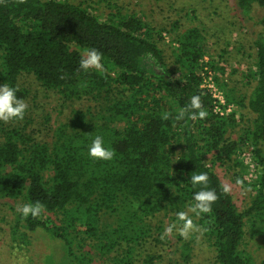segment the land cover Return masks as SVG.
Here are the masks:
<instances>
[{
    "label": "trees",
    "instance_id": "trees-1",
    "mask_svg": "<svg viewBox=\"0 0 264 264\" xmlns=\"http://www.w3.org/2000/svg\"><path fill=\"white\" fill-rule=\"evenodd\" d=\"M106 3L105 13L80 1L0 0V85L18 87V98L28 104L23 120L0 121V198L45 205L37 218L15 211L12 232L49 233L77 264H157L159 255L151 253L136 260L149 238L158 241L154 233L161 237L169 224L180 223L176 213L194 203L200 188L190 177L206 172L219 199L211 214L193 219L210 228L200 240L211 264H264L242 245L247 222L251 236L264 233V0L235 2L244 17L254 7L263 12L253 68L232 85L219 65L223 53L204 62L209 54L203 29H179V21L157 28L137 12ZM163 32L175 42L168 54L160 46ZM90 48L102 53L104 72L79 68ZM205 65L221 75L215 81L226 104L239 110L238 119L234 111H214V98L201 85ZM28 79L54 93L60 107H81H71L54 125L48 115L35 122ZM241 84L250 87L247 94L235 88ZM193 95L201 96L208 118L177 121ZM242 110L251 115L247 125H240L247 117ZM165 112L168 120L161 118ZM96 135L115 150L111 161L88 155ZM243 147L254 170L250 184L234 174L235 182L251 188L252 198L240 210L212 166H242L236 155ZM173 234L177 259L187 264L194 234L188 240Z\"/></svg>",
    "mask_w": 264,
    "mask_h": 264
},
{
    "label": "rangeland",
    "instance_id": "rangeland-1",
    "mask_svg": "<svg viewBox=\"0 0 264 264\" xmlns=\"http://www.w3.org/2000/svg\"><path fill=\"white\" fill-rule=\"evenodd\" d=\"M74 2L90 3L97 12H108L106 1H112L121 5L125 10H130L141 14L144 19L152 26L157 28L166 27L170 29L174 22L179 21V29L187 26H197L204 30L206 36L207 51L209 56L203 58L204 62L212 61L219 53H223L224 59L219 62L220 66H225V73L223 75L229 84H234L240 81L241 74L248 72L253 68L255 60L254 40L259 33L260 25L258 23L262 15V9L254 7L251 11L250 17H244L236 8V0H71ZM163 40L160 43L161 48L165 54L170 53L175 42L169 34L162 33ZM207 76L210 77L217 91L222 95L223 103L218 104L219 109L224 111L229 107L227 113L234 111V118H239V110L232 104H226L224 90L220 88L214 78V75L221 77L214 73L208 65L204 66ZM235 70V72H232ZM29 83L30 91L28 103L34 106L33 114L34 121L43 115H48V120L51 125L55 122L63 120L71 107H81L78 102L66 104L60 107L57 97L50 91H44L39 88L31 79L25 81ZM27 85V84H26ZM241 92L248 93L250 87L242 84L235 87ZM217 111V109H216ZM247 113L245 110H242ZM251 115L247 113L243 122L240 125L248 124V117ZM239 133L237 127L234 131L229 133L231 140L236 139ZM264 153V145H262ZM237 160L242 163V166H233L230 163V168L214 164L213 170L217 173L224 185L231 188V193L237 207L241 210L245 208L252 195L250 190L245 192L239 185L236 184L235 173L240 172L242 178L251 183L253 177L254 166L250 162L249 152L244 148L236 155ZM244 188L245 184H244ZM251 189V188H248ZM21 204L17 200L8 198H0V264H77L73 257H68L63 249L62 243L59 239L53 238L49 233H13L10 227L17 205ZM164 223L168 221L167 216L160 217ZM22 229H20L21 231ZM254 230L249 222L245 226V234L243 238V248L249 252L257 263L264 258V233H258L251 236V231ZM153 238V237H152ZM152 238L148 239L142 248V254L136 260L140 263V259L145 253L159 255L157 264H181L178 258V252L175 251L178 243L175 242L174 234L161 240L157 233H154V241ZM194 241L192 242V257L187 264H211V253L207 246L201 243L200 238L197 239V234H194ZM86 248L91 249L86 240ZM75 249V248H74ZM75 253L78 251L75 249ZM94 250L92 251V253ZM80 258L79 255H77ZM96 261V260H95ZM94 261V262H95ZM96 263V262H95Z\"/></svg>",
    "mask_w": 264,
    "mask_h": 264
},
{
    "label": "clouds",
    "instance_id": "clouds-1",
    "mask_svg": "<svg viewBox=\"0 0 264 264\" xmlns=\"http://www.w3.org/2000/svg\"><path fill=\"white\" fill-rule=\"evenodd\" d=\"M24 2L25 0H19V3ZM102 60L103 55L99 50L96 48L86 49L79 61V68L84 71L95 69L98 72H104L105 66ZM18 91V87L10 86L7 83L0 85V121L8 123L13 120H23L28 109V104L22 98H18ZM170 116V113L165 112L161 118L168 120ZM208 116L209 113L204 107L201 96L193 95L187 106L179 109L175 119L179 121L187 117V119L195 121L197 119L205 120ZM88 155L93 159L111 161L115 157V150L105 145L103 136L96 135L89 145ZM190 180L193 186H200L199 190L193 194L194 203L186 210L176 213L177 220L180 223L169 224L165 228L164 233L161 234V240L171 236L174 231L185 240L190 239L193 234H197V239H199L204 233L210 231V228L194 222L193 216L200 218L202 214H211L213 211L212 205L219 199V196L215 189L209 187L208 173L193 174ZM236 184L244 189L245 192L250 190L244 188V181L241 179H237ZM222 191L228 194L231 188L225 185ZM16 210L24 219H27L29 216L37 218L45 211V205L40 201L34 203L28 202L17 205Z\"/></svg>",
    "mask_w": 264,
    "mask_h": 264
},
{
    "label": "built area",
    "instance_id": "built-area-1",
    "mask_svg": "<svg viewBox=\"0 0 264 264\" xmlns=\"http://www.w3.org/2000/svg\"><path fill=\"white\" fill-rule=\"evenodd\" d=\"M206 74H207V72L204 69V72L202 73L201 85L203 87H205L206 89H208V91L211 93L212 97L214 98V104H215L214 111L218 112L220 114H223L224 112H228L229 107H226L224 111L220 112V110H223V109H219L218 104L223 103L222 95L220 94L219 91L216 90V88H215L213 82L211 81L210 77L207 76ZM216 109H217V111H216Z\"/></svg>",
    "mask_w": 264,
    "mask_h": 264
}]
</instances>
